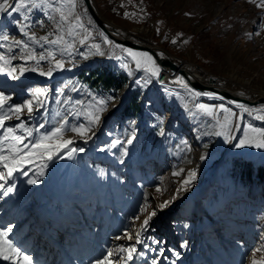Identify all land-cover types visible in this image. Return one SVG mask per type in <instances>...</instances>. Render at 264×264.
Listing matches in <instances>:
<instances>
[{
	"label": "rangeland",
	"instance_id": "1",
	"mask_svg": "<svg viewBox=\"0 0 264 264\" xmlns=\"http://www.w3.org/2000/svg\"><path fill=\"white\" fill-rule=\"evenodd\" d=\"M48 2L55 8L63 7L65 12L70 6L69 0ZM74 2L75 13L81 16L92 37L81 45L79 37L74 40L66 36L67 42L74 43L72 49H67L66 44L50 45L29 39L33 32L38 38L56 31L57 15L55 19L49 14L45 21L36 13L48 12L51 8L47 5L31 12L22 9L20 13L6 14L0 20V35L9 36L8 41L0 40V56L15 57L5 67H36L34 61L20 58L27 52L17 47L16 41L26 43L37 55L51 50L66 62V70L55 72L51 78L45 76L40 82L26 83L27 80L0 88L10 97L3 111L30 99L34 105L32 114L25 110L20 120H7L6 127L23 122L36 129L44 124L29 138L34 140L64 121L69 128L89 126L88 113L100 107L98 101L115 99L106 104L100 123L89 133L90 138L78 140L75 133L66 131L64 138L74 142L59 156L50 161L36 159L24 167L27 175L18 171L14 173L15 180L0 181L5 184L0 189V227L15 226L10 238L23 245L25 254L30 256L40 250L45 253L49 247L41 233H47V228L38 224L35 214L47 203L50 212L53 207L58 210L54 199L49 203L52 199L48 195L52 194L48 193V186L53 184L55 174L69 164V150L82 148L83 151L73 154L70 176L73 190L70 189L78 200L72 201L75 215L68 224L70 233L60 237L75 261L86 257L94 264L109 250L115 251L117 258L124 255L118 252V246L134 241L115 238L139 231L143 219L153 211L156 215L141 234L150 245L140 248L148 260L155 258L158 264H251L252 259L260 260L264 251L256 253V249L264 250V175L259 176V169L264 170V148L235 145L244 138L246 130L258 138L251 129H264V121L253 118L251 113L245 116L239 136L227 152L240 124V109L217 96L194 97L176 83L158 81L159 77L151 76L144 67L138 71L124 47L104 43L107 36L93 22L83 1ZM94 4L119 31L164 49L202 77L209 75L221 80L227 88L247 95L245 98L264 96V9L248 0H94ZM24 16L32 25L27 34L20 32L17 24ZM40 21L42 26H38ZM94 43L100 44L104 55L90 48ZM42 66L46 69L48 64L42 62ZM89 67L120 73L130 84L126 81L119 91L93 88L82 77ZM28 73L32 71L24 74ZM74 87L77 91L72 90ZM35 88L43 89L45 95L33 97L30 90ZM128 101L135 104L136 110L126 116L119 114L122 111L113 114L117 109L123 110ZM197 103L212 106L216 118L198 110ZM221 104L236 114L228 129L217 122H222L225 115L219 109ZM216 132L225 135H215ZM17 134L26 135L19 130ZM3 135L4 130L0 129V136ZM116 139L121 145L112 148L111 142ZM129 139L131 144L127 143ZM201 156L205 159L201 160ZM43 164L46 167L42 168ZM248 168L252 173L245 178ZM41 170L43 175H39ZM190 171H195L196 177L185 190L183 181ZM176 172L180 174L173 175ZM29 180L37 183L30 184ZM203 184L195 198L200 204L198 208L194 198L180 206L183 197ZM8 187L14 190L4 195ZM46 189L48 195H44ZM165 201L167 205L159 207ZM137 216L139 220L134 219ZM153 239L161 243L155 244Z\"/></svg>",
	"mask_w": 264,
	"mask_h": 264
},
{
	"label": "snow or ice",
	"instance_id": "2",
	"mask_svg": "<svg viewBox=\"0 0 264 264\" xmlns=\"http://www.w3.org/2000/svg\"><path fill=\"white\" fill-rule=\"evenodd\" d=\"M248 2L254 4L257 8L264 9V0H248ZM45 5H47L48 8H52L53 11L59 14V19L56 20V31L48 32L47 35L40 36L38 38L33 32L29 36V39L35 41L36 43H40L41 41H43L46 44L50 45L66 44L67 49H72L74 47V43L67 42L65 39L66 36H72L74 40L76 37H79V43L81 45L86 44L89 38L92 37V32L85 27L84 23L82 22L81 16L79 14H76L74 11L76 8L74 0H69L70 6L67 12L64 11L63 7H53V4L49 3L48 0H16L14 5L10 3V0H0V12H5L8 15H11L13 12L20 13L22 9L31 12L33 8H41ZM27 21V16H24L23 21H17L20 32L27 34V31L31 29L32 25L27 23ZM42 25L43 21L38 22V26ZM255 34L259 35V32H256ZM101 35H103V33H101ZM251 35L252 34L249 33V36ZM52 36H55V39L49 38ZM0 40L8 41L9 36L7 34L0 35ZM15 43L17 47H20L22 49V51L26 50L27 52L26 55H22L20 58L25 62L34 61L36 67L26 68L21 66L19 69H17L15 66H13L11 68H7L5 66L11 64V59H15V57L6 59L4 56H0V61H3V64H0V72L5 73L11 79H19V77L23 76L27 71H39V75L51 78L55 72L66 70L65 60L57 58L53 51L49 50L47 51V53L41 52L39 55H37L36 51L30 49L26 43H23L22 41H16ZM104 43L112 44L113 42L108 40L107 37H104ZM173 43H175V41H173ZM0 47H3V45H0ZM100 47V44L96 43L90 45V48L95 49L97 54L104 55V53L100 51ZM117 47L122 46L117 45ZM123 51L128 53V55L132 57V59L135 61L137 69L144 67L145 71L150 73L151 76H159L160 69L156 65L151 55L146 52H135L131 48H123ZM83 58L87 59V56H84ZM42 62L48 64V67L46 69L42 66ZM17 72H19V75H16ZM177 79L178 82L184 87V89H186L194 97H199L201 95L209 97L213 96L212 93H201L190 88L182 77H178ZM137 83H139V81H137ZM72 90L77 91L75 87ZM30 91L32 92L33 97L45 95V91L41 88L31 89ZM114 99L115 97H109L108 101L103 99L98 101L100 107H98L95 112L88 113L89 126L77 125L69 128L68 122L64 121L58 126L52 128L50 131L43 133L42 135L36 137L34 140H31L29 138L33 137L34 132H39L40 129H43L45 127L44 124H40L36 129L27 127L23 122L16 124L14 127H6V121L12 119L13 117H15L16 120H20L21 114L25 110L28 114H32L34 111L33 100L30 99L23 104L10 106L7 108V111H3L8 101L10 100V97L6 96L3 92H0V129L4 130V135L0 136V181L7 182L10 178L13 177V174L18 171L22 172L24 175H27V172L23 171L24 167L26 165L34 163L36 159H39L41 161H50L59 156V154L63 150L68 149L69 146L74 142L72 139L64 138L66 131L75 133V135L81 139H84L85 137L90 138L89 133L92 132L93 127L100 123L101 113L106 110V104ZM77 103L82 104V101H77ZM195 107L198 110L204 112L206 115L216 118V113L213 111L212 106L197 103ZM237 107L242 109L244 112L262 113L260 115H257L256 118L264 120V106L256 109H249L244 104H237ZM219 109L225 115L223 116L222 122L220 120H217V122L218 124H220L221 128L228 129L232 123V117L236 114L222 104L219 106ZM18 130L26 133V135L17 134ZM251 131L257 133L258 138L257 136H250L248 130H246L244 133V138L240 139L239 143L235 145L237 148L243 147L246 144H250L257 148H264V129H251ZM160 134L163 135L164 133L161 132ZM215 135H225V133L216 132ZM226 139H228L227 136ZM26 140H28L29 142L26 143ZM127 143L131 144L132 139L127 140ZM118 145H121V141L118 139L111 142L112 148H115ZM76 151H83V149H70L68 152V158L71 159L73 153H75ZM124 155H127L126 150L124 152ZM60 158L63 157L61 156ZM200 158L201 160L205 159L204 156H201ZM120 163H123L122 159ZM43 167H46V164H43L42 168ZM179 174V172L173 173V175ZM39 175H43L42 170L39 172ZM195 177V171L188 172L187 178L183 181L185 190H187L186 186L192 183ZM28 183L35 184L37 183V181L29 180ZM4 187L5 184H0V189H3ZM13 190V187H8L3 194L8 195V193L12 192ZM157 191L159 192L160 189L157 188ZM167 203L168 202L165 201V203L161 204L159 207L163 208L167 205ZM155 215L156 213L155 211H153L147 218H144L142 223L139 225V231H136L134 233L125 232L123 237L118 236L115 238H124L128 241H134V243L128 246H118V252L123 253L124 255H121L117 258V253L113 250H109L102 259L96 260L94 264H128V261H132L135 255H143V253H138L137 245L144 244L145 248H150V245L146 244L141 238V234L142 232L147 231L149 221L151 217ZM134 219L139 220L140 217L137 216ZM14 227L15 226L11 224L0 227V259L6 261L10 260L12 261V264H33L32 258L21 251V249L17 247L11 240L10 234L13 232ZM152 242L155 244L161 243L159 240L155 239H153ZM261 251L264 250L259 248L256 249V253H260ZM151 264H158V261L154 258L151 261ZM251 264H264V257H261L260 260L252 259Z\"/></svg>",
	"mask_w": 264,
	"mask_h": 264
},
{
	"label": "bare ground",
	"instance_id": "3",
	"mask_svg": "<svg viewBox=\"0 0 264 264\" xmlns=\"http://www.w3.org/2000/svg\"><path fill=\"white\" fill-rule=\"evenodd\" d=\"M92 1L94 2V0H92ZM3 15H4V12H2L0 14V20H1ZM107 23H108L109 26H112L113 30L115 29L116 26L114 24H111L109 22H107ZM116 36L120 37V38L131 39V40L133 39V40H136L138 42H141L142 44L149 45L150 47H152L154 50H156L159 53L160 57L164 56V52L160 48L151 45L150 42H148V43L143 42V40H141V37L132 35L130 33L124 34L121 31H119L117 27H116ZM169 57H170L171 61H173L177 65V71L172 70V69H170L168 67L162 66L161 64H159L156 61L157 59L154 57V61H155L156 65L160 69L159 76H158L159 77L158 81L173 83L174 85L176 83V85H178L179 87L184 88L178 82V79H177L178 77H182L184 79V81L189 85L188 81L183 77L184 75L181 73V71L184 70L186 73H189L191 75V77L200 78L201 81H203L204 83H206L208 85H211L212 87H214L217 90L228 91L235 97H243L244 98V97L247 96V95L244 96V95H242V93H239V92L231 90L230 88H227L225 86L226 84L224 82H221V80L220 81L218 79L214 80L213 77H212V79H213L212 80L211 77H209V75H206V76L202 77L198 72L193 71V69H192V67L190 65L181 62L177 57H174L172 55H170ZM137 70H140V69H137ZM185 72H184V74H186ZM30 79L39 80V82H40L42 80H45V76H41V75H39V73H33L32 72V73L24 74L19 79L13 80L10 77H8L5 73L0 72V88L9 87V86H12V84H14L15 82H20L21 83L23 81H27V80H30ZM189 87H190V85H189ZM216 96L222 98L221 100L226 101L225 98H223V97H221L219 95H213L212 97L217 98ZM207 97H209V96H207ZM259 98H261V99L263 98L264 99V96L262 95ZM226 102L229 103L232 106H235L236 108H238L237 104H244L249 109L260 108L262 105H264V104H262V105L250 106L247 103H244L242 101H237L236 102V101H231V100H228ZM238 109H240V108H238ZM240 110H241V115L247 116V115H250V113H251L250 116H252L255 119H257L256 118L257 115L262 114V113H258V112H244L242 109H240ZM260 120H262V119H260ZM262 121H264V120H262ZM238 127H239V125H238ZM78 140H82V139L79 138ZM72 157H73V155H72ZM67 159H68V155H67ZM68 179H69V174L67 173V174H64V175L58 177L54 181V183L49 186L48 193H50V194H52V196L58 198L61 206L62 207L64 206V207H66V209H68V210H65L64 208H61V210L57 213L58 215L55 217L56 221H58L59 215L65 217V218L66 217L70 218L68 216V213H67V211L71 212L70 202H69L70 190H69V186H68V182H69ZM60 181H62V183H59ZM202 186H200L197 189H195L189 195L183 197V199L180 202V206H182L186 202L185 200H187V199H193V198L195 199L197 197L198 192H199V190L201 189ZM197 208H198V206H197ZM64 219H62L61 221H63ZM15 245L17 247H19V245H17V244H15ZM57 247H59L60 250L62 248L59 245H57ZM137 250H138V253H143V255H135V257H134V259L132 261H128V264H151L152 260H150V259L148 260L149 257L147 258L146 253H144L142 249L140 250V248H138ZM56 254H57V252L54 253V255H56ZM41 256L42 255L40 253L39 256H38V262H42L43 261V258H41ZM84 259H86V260H84ZM72 261H74V260H65L61 264H90V262H91L90 259H87V258H83L82 260H78L77 261L78 263L72 262ZM81 261H83V262H81ZM0 264H12V261H10V260L6 261V260H3V259H0Z\"/></svg>",
	"mask_w": 264,
	"mask_h": 264
},
{
	"label": "water",
	"instance_id": "4",
	"mask_svg": "<svg viewBox=\"0 0 264 264\" xmlns=\"http://www.w3.org/2000/svg\"><path fill=\"white\" fill-rule=\"evenodd\" d=\"M16 0L12 1V4L14 5ZM87 12L89 13L91 19L93 20V22H95V24L98 26V28L100 30L103 31V33L107 36V38L112 41L115 45H120L124 48H131L133 49V51L135 52H146L149 55L152 56V58H156L157 62L159 64H161L164 67H168L172 70L177 71V65L171 61L170 59V54L165 51L164 49V56L160 57L159 53L154 50L152 47H150L149 45H145L142 44L141 42L135 41V40H131V39H127V38H120L116 36V27L113 30L112 26H109L108 23L106 22V20L104 19L105 17L102 16V14H100L98 12V10L95 7V4L92 0H82ZM7 13L4 12V15L2 16L1 20L3 19V17L6 16ZM167 53V54H166ZM184 70L181 71V73L184 75H182L189 83L190 87L196 91H199L201 93L204 92H209L212 93L213 95H219L223 98L226 99V101L231 100V101H242L244 103H247L250 106H256V105H262L264 104V99L262 98H257V99H250V98H243V97H235L233 96L230 92L228 91H223V90H217L214 87H212L211 85H208L206 83H204L203 81H201L200 78H195V77H191V75L189 73L184 74ZM33 81H37V80H30L27 83L33 82ZM130 84V83H129ZM119 110H115L113 112V114L117 113ZM244 121H245V115H241L240 117V124L239 127L237 129L236 135L234 137V139L231 141V143L229 144L228 150L231 148V146L235 143V141L237 140L239 133H240V129L243 127L244 125Z\"/></svg>",
	"mask_w": 264,
	"mask_h": 264
},
{
	"label": "trees",
	"instance_id": "5",
	"mask_svg": "<svg viewBox=\"0 0 264 264\" xmlns=\"http://www.w3.org/2000/svg\"><path fill=\"white\" fill-rule=\"evenodd\" d=\"M83 79L88 83L91 87L97 88V89H103V90H112L115 89L119 91V89L126 84V81L128 82L127 78H123L120 73L113 72V71H107V70H101L99 68H88L83 72ZM131 110H136L135 104L128 103L124 106L123 110L120 115L126 116L130 113ZM236 165L239 164V162L235 163ZM247 170L246 177H250L251 173L249 172V168L245 169ZM264 175V170L261 168L259 169V176Z\"/></svg>",
	"mask_w": 264,
	"mask_h": 264
},
{
	"label": "crops",
	"instance_id": "6",
	"mask_svg": "<svg viewBox=\"0 0 264 264\" xmlns=\"http://www.w3.org/2000/svg\"><path fill=\"white\" fill-rule=\"evenodd\" d=\"M37 15H40V17L43 19V20H48L49 18V14L52 15V18H55L56 19V15H57V18L59 19V14L56 13L55 11H53V9L51 8L50 10H48V12L44 11V10H40V11H37L36 12ZM54 20V19H53ZM168 155V153L166 152V156Z\"/></svg>",
	"mask_w": 264,
	"mask_h": 264
}]
</instances>
